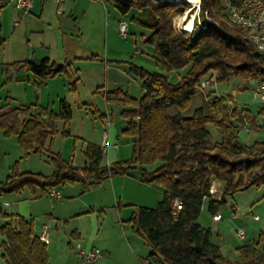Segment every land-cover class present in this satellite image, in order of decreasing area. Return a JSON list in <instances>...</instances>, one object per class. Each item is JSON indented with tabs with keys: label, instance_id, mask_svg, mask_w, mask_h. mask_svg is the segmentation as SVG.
<instances>
[{
	"label": "trees",
	"instance_id": "trees-1",
	"mask_svg": "<svg viewBox=\"0 0 264 264\" xmlns=\"http://www.w3.org/2000/svg\"><path fill=\"white\" fill-rule=\"evenodd\" d=\"M111 1L122 16L131 8L147 11L152 24L146 41L153 46L155 62L166 71L186 68L185 73L172 83L162 72L132 64L131 70L142 81L141 95L131 96L121 88L104 92L108 104L120 107L125 119L122 132L132 141L130 158L109 165L102 164L99 144L86 143L85 165L81 167L46 147L57 134L55 121L66 123L71 118V108L64 99L55 113L38 103L20 104L6 96L0 104V130L5 136L17 137L24 155L46 150L53 172L19 171L15 164L5 180H0V195L23 188L46 193L51 187L74 182L92 185L137 168L142 182L163 190L156 207L141 206L133 217L136 232L151 248L148 264H264V236L238 247L239 259L233 261L211 240L210 229L197 222L205 200L207 209L215 214L226 196L264 186V139L244 144L239 137V122L250 124L254 117L251 109L235 104L230 108L234 103L230 95L216 96L209 91L204 106L191 115L182 114L200 91L197 85L204 77L215 73L213 82L231 77L264 82V60L237 27L209 23L179 30L173 18L188 5L185 2ZM222 9L221 0H201L202 12L216 16ZM9 67L31 73L40 84L63 70L47 58L16 61ZM257 112L264 113V108ZM209 124L218 131V140L211 138ZM213 181L222 183L220 200L209 194ZM175 201L180 202L179 208ZM6 216L0 225L6 264H50L47 243L40 239L31 220L15 213Z\"/></svg>",
	"mask_w": 264,
	"mask_h": 264
},
{
	"label": "crops",
	"instance_id": "crops-1",
	"mask_svg": "<svg viewBox=\"0 0 264 264\" xmlns=\"http://www.w3.org/2000/svg\"><path fill=\"white\" fill-rule=\"evenodd\" d=\"M9 1L0 0V73L1 84L4 83L8 89L6 96L20 104L38 103L55 113L59 110L60 100L64 99L71 108V118L66 123L61 119L55 121L56 135L61 136L62 148L52 150V141L46 147L73 165L84 166L83 151L87 142L100 145L103 134L107 132L109 138L118 143L114 114L123 123L121 129L125 127L120 107L108 104L104 92L115 88L128 93L134 87L141 89V79L131 70L132 64L145 69L141 62L134 59L132 51L138 39L134 35L132 44L128 36L118 34L117 22L124 16L111 0H65L62 3L34 0L26 14L18 12ZM129 29L128 24V32ZM43 58L62 65L63 70L42 84L31 73L9 67L16 61ZM4 74L6 78L10 77L6 82ZM67 146V151H70L68 158L63 156ZM108 152L106 165L122 160L117 149ZM136 170L135 175L128 173L106 178L98 185L105 191L103 198L111 193L114 199L120 196L131 201L133 196L142 195L144 198L138 203L143 206H152L160 200L162 188L142 182L139 170ZM83 186L92 190L89 185ZM258 188L255 187L253 198L246 204V213L237 215V203L229 209L224 201L212 214L205 200L197 217V222L210 229L211 240L230 260L239 259L238 247L264 236V192ZM144 199H150V202ZM217 213L220 214L218 219L215 218ZM239 227L246 232L244 239L236 235ZM35 231L40 233L41 228ZM76 235L80 236V232Z\"/></svg>",
	"mask_w": 264,
	"mask_h": 264
},
{
	"label": "rangeland",
	"instance_id": "rangeland-1",
	"mask_svg": "<svg viewBox=\"0 0 264 264\" xmlns=\"http://www.w3.org/2000/svg\"><path fill=\"white\" fill-rule=\"evenodd\" d=\"M187 6H184L174 15L173 19L177 27L184 20ZM123 16L130 26L127 34L128 39L132 42L134 35L138 39L136 45L132 42V51L135 54V58H133L141 62L149 72H162L168 75L170 82H177L185 73L186 68L166 71L155 62L153 46L145 41L151 33L152 18L150 14L147 11L131 8ZM142 34L144 39H142ZM1 78L0 73V104L4 102L8 90L4 83L1 84ZM258 82L260 81L257 78L245 81L238 77H231L222 82H213L208 89L203 92L197 91L191 97L189 107L182 114L191 115L196 108L204 106L208 101L207 93L209 91H213L216 96L230 95L234 100V103H230V108L234 104L239 108L248 107L254 115L250 121L249 129L239 131L241 142L250 144L255 139H264V130H262L264 129V113L257 112V109L264 107L250 101V90ZM140 92L139 87H134L130 89L129 94L139 97ZM114 119L118 127L119 147L117 152L120 156L119 159L126 160L130 158L132 153V141L130 137L122 132L123 123L121 124L117 114H114ZM208 129L211 138L218 140V131L211 124L208 125ZM60 137L54 136L52 150L62 148ZM65 150L63 156L68 158L70 152L67 151L68 146ZM107 153L109 152L103 154L104 165L107 164ZM47 155L45 150L24 155L17 137L15 135L5 136L0 130V180H5L15 164L19 171L39 172L44 175L51 174L53 166ZM76 161L79 162L77 159ZM135 173H137L136 168L129 171L130 175H135ZM102 182L92 184V186L89 185L88 187H92V190L86 189L83 183L79 182L59 185L57 189L60 190L63 197L62 199L52 200L53 202L46 197V193H42L39 189L33 192L28 188H23L19 192L4 193L0 195V225L6 222L7 214L15 213L31 220L34 229L39 230L42 226H46L48 228L46 247L50 264H81L73 249L77 243H81L83 246L94 244L102 249L104 256L96 264H148L151 248L146 240L136 232V224L133 221V217L137 214L139 208L143 206L138 203V200L144 197L142 195L141 197L133 196L134 199L127 201L123 197L120 198V196L114 199L112 194L109 193L108 196L103 198L102 195L105 191L98 186ZM154 187L160 188L157 185ZM258 189H260V192H264V186ZM254 193L255 187H250L226 196L225 201L229 209L230 206H236L235 203H237L235 213L240 215L248 212V205L246 204L253 198ZM144 200L150 202V199ZM158 201L154 205L146 207L154 208L157 206ZM77 232H80V236L76 235ZM2 240L3 237L0 234V264H6L1 245Z\"/></svg>",
	"mask_w": 264,
	"mask_h": 264
},
{
	"label": "built area",
	"instance_id": "built-area-1",
	"mask_svg": "<svg viewBox=\"0 0 264 264\" xmlns=\"http://www.w3.org/2000/svg\"><path fill=\"white\" fill-rule=\"evenodd\" d=\"M52 1L62 3L65 0ZM152 1L161 2L164 0ZM170 1L185 2L188 4L185 10L184 20L182 24L177 27L179 30H191L194 24L205 27L209 23L216 27H237L242 30L244 37L253 45L258 58L264 60V0H241L239 3H233L231 0H224L221 3L223 7L222 13L216 16L211 15L207 10L201 11V0ZM9 2L18 12L26 14L30 11L34 0H10ZM117 31L121 37L127 36L128 22L124 18L118 20ZM214 80L215 73L204 77L197 85V89L200 91L208 89ZM250 101L264 107V82H258L250 90ZM239 127L242 130L249 129L247 122H239ZM99 146L103 154L110 149L116 150L119 147L117 142L109 138L107 132L103 134ZM209 194L212 198L220 200L222 197V183L220 181H213L209 188ZM46 197L52 201L53 199L62 198V194L57 188L51 187L47 190ZM175 206L179 208L180 202L175 201ZM219 217L220 214L217 213L215 218L218 219ZM236 235L238 238L244 239L246 237V232L243 228L239 227L236 229ZM39 237L41 240L47 241L48 228L46 226H42ZM73 249L81 264H96L104 256L102 249L97 246H83L81 243H77Z\"/></svg>",
	"mask_w": 264,
	"mask_h": 264
},
{
	"label": "bare ground",
	"instance_id": "bare-ground-1",
	"mask_svg": "<svg viewBox=\"0 0 264 264\" xmlns=\"http://www.w3.org/2000/svg\"><path fill=\"white\" fill-rule=\"evenodd\" d=\"M188 1H190V0H188Z\"/></svg>",
	"mask_w": 264,
	"mask_h": 264
}]
</instances>
